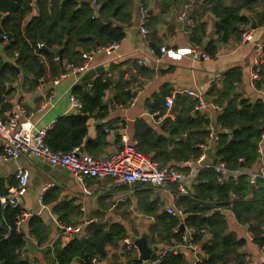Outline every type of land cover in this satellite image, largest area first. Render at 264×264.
Listing matches in <instances>:
<instances>
[{
    "label": "crops",
    "instance_id": "1",
    "mask_svg": "<svg viewBox=\"0 0 264 264\" xmlns=\"http://www.w3.org/2000/svg\"><path fill=\"white\" fill-rule=\"evenodd\" d=\"M57 1L62 4L64 0ZM221 1L224 6H231L237 1L247 4L241 11L247 21L241 23L238 30L240 35H233L227 41L220 40L215 33L216 23L220 18L212 12V3L208 1L206 3V0H120L123 3L120 10L103 9L102 17L99 18L102 23H110L123 30L122 38L115 41L119 42V46L109 54L103 47L111 43L100 45L101 40L97 38L96 46L86 49L82 46L77 47V50L80 49V55L76 60L77 66L84 62L85 51H93L90 66L92 69L103 67L104 71L82 80V75L88 71L79 73L69 69L68 59L60 58L57 54V51L64 47L66 39L63 38L61 44L53 42L49 55L41 53L46 72L36 86H26L24 73L21 71L13 82L7 83L11 93L8 96L10 106L6 116L17 106L34 110L46 95L54 94L53 106L37 112L33 117V122L39 128L51 129L59 117L82 112L83 108L72 109L70 97L75 85L83 82L86 86H91L95 78H108L112 85L104 95L103 102L106 108L103 115L101 116L98 110L89 115L88 133L77 146H80L84 153L107 157L119 151L124 142H128L152 155L154 159L157 157V161L163 166L183 171L187 175L183 181L187 189L185 194L179 191V183L176 181H171L166 188H155L143 183L118 185L111 177L104 179L88 177L89 193H86L81 183L77 182L66 168L45 162L40 164L38 160L25 157L3 161L0 163V179H3L7 187L16 184L15 173L19 167L27 173V190L21 202L22 210L25 211L21 223L25 243L20 255L29 264H55L52 250L56 246L63 248L71 240L87 236L90 232L82 233V230L73 239H69L65 227L91 220L108 221L105 229L112 224L123 225L128 234L126 237L134 236L139 239L144 236L147 245L152 248L149 259L141 258L138 247L132 249L134 252L129 259L124 258L123 239H120L107 245L108 254L105 258L98 260V257L93 256L97 260L94 263L91 258L93 264H111L114 261L133 264L131 261L134 258L142 260L138 264H156L151 259L152 255L159 257L181 243V235L184 232V229H181V221L174 216L178 220L171 232L181 233L178 236L170 234V230L165 229L161 219L165 213L171 215L165 207L177 205L184 209V196H196L199 191L203 195H209L210 189L207 186L209 176H202V170L213 168L219 175L214 168L216 165L224 163L231 168L217 154L222 134H227L228 139L233 138L234 129L240 127L237 125L235 128H229L219 121L226 108V102L219 97L226 90L224 84L227 73L233 70L231 73L235 76L229 94L231 99L235 98L236 107L241 108L243 101L252 107L258 103L264 105V83L259 87L256 82L261 78V71L254 68V62L259 55L256 44L264 42V0H257L256 4L250 3L249 0ZM36 2L37 0H33L32 10L23 21L24 25L40 11ZM83 2L86 1L78 0V7ZM142 2L147 8L146 25L149 34L146 38L139 29ZM187 3L190 6L184 9L183 6ZM100 7V5L98 9L93 7L94 13L97 11L98 14L101 11ZM46 8L51 11V2H47ZM184 10L186 16L181 18L180 12ZM0 14L3 17L5 12ZM199 25L200 27L204 25L205 31L198 36L199 38L197 37V42L193 40V30ZM3 32L2 35H9L8 31ZM248 32H252V40L241 42L242 37ZM164 45L175 51L181 48H196L199 53L207 52L209 58H194L191 53L183 54L180 58L162 55L160 48ZM46 46L45 41L37 42L38 49ZM208 50L214 51L213 54ZM34 51L38 52L36 49ZM3 56L13 59L12 66H15L17 71L20 69L14 56L6 57L5 54ZM140 59L144 62L140 63ZM66 72L68 75L63 77ZM118 80L125 84L124 92L122 88H117ZM187 89L205 93L208 99L217 102L220 107L217 109L206 107L202 111H196V100L186 92ZM169 97H173L174 100L171 108L166 105ZM132 99L134 102H131ZM202 119L203 121L199 123ZM206 121L208 122L205 123ZM261 122L264 124V118ZM211 132L218 134L217 141L210 139ZM187 139L195 147L180 148L182 142ZM2 147L0 139V151ZM203 152L207 153L204 159L206 166L200 167L197 160ZM239 161L240 164L232 168L238 172L228 173L222 181L219 179L217 181L221 183L233 177L237 180L239 176L244 175L241 171H256L260 168L258 158L250 166H246L241 157ZM246 179L251 189L246 192L245 199L264 198V178H258L255 182ZM212 199H209L212 200V206L206 209L204 214L209 216L216 211L221 213L226 221L223 236L231 234L236 240H244L242 245L236 247V252L229 255L228 264H264V250L260 249L254 240L252 223H243L237 219L232 208L233 203H220L217 197ZM237 199V194L231 190L229 201ZM209 200L206 199L205 202L210 203ZM33 217L39 220V223H35L37 226L32 222ZM1 222L2 220L0 225ZM262 228L264 230V225ZM202 234L206 240L212 239L209 229ZM194 242L197 245L194 249L181 246L177 250L184 257V264H200L209 256L202 246V241L198 239Z\"/></svg>",
    "mask_w": 264,
    "mask_h": 264
},
{
    "label": "trees",
    "instance_id": "2",
    "mask_svg": "<svg viewBox=\"0 0 264 264\" xmlns=\"http://www.w3.org/2000/svg\"><path fill=\"white\" fill-rule=\"evenodd\" d=\"M48 1L51 2V11L46 8ZM207 1L212 3V12L220 18L215 29L219 39L227 41L233 35H240L239 27L241 23L247 21L241 11L247 4L237 1L231 6H224L221 0H206V3ZM32 2L33 0H0V13L5 12L3 17L0 14V48L3 49L0 50V117H6V111L10 106L8 96L11 91L8 90L7 83L13 82L17 78V74L20 73L15 66H12V63L6 61L3 54L6 57H13L15 50H18L19 56L16 61L19 70L24 73L25 84L34 87L46 72L41 53L49 55V49L52 48L53 42L61 44L63 38L66 39L64 47L57 51V54L60 58H67L70 63H77L76 60L80 55V49L77 50V47L82 46L86 49L96 46L97 38L101 40L100 45H105L119 41L124 35L120 27L112 26L110 23L104 24L99 19L102 17L103 9L117 8L120 10L123 6L120 0H99L100 14L99 12L95 14L94 9L86 2L81 3L82 5L78 7V0H64L62 4H59L57 0H37L36 3L40 11L24 25L23 21L32 10ZM249 2L258 3L257 0H249ZM200 25L193 30V40L197 42V37L205 31L204 25L201 27ZM4 30L8 31V41H4L2 38ZM38 41H45L47 48L38 49ZM34 49L38 52H35ZM208 51L210 54L214 52ZM232 71L227 73L224 84L226 90L219 97L226 102L225 111L219 117V121L229 128H235L237 125L240 127L234 129L233 138L228 139L227 134H222L217 146V154L227 162L231 167H228L230 170L240 164V157L244 159L246 166H250L257 158L259 159L258 143L264 132V124L261 122L264 118L263 103L252 107L243 101L242 107L238 108L235 105V98L231 99L229 93L232 91L235 80ZM260 71L261 78L256 81L259 87L264 83V67ZM111 85V80L102 77L95 78L91 86H86V83L83 82L75 85L72 92L82 100V112L59 117L52 128L48 130L46 142L56 150L66 151L80 145L88 133L89 115L95 110H98L101 116L103 115L106 108L103 102L104 95ZM116 86L122 88L124 92L125 84L120 80L117 81ZM202 121L203 119L199 123ZM183 146H194V144H190L187 139L184 143L182 142L180 148L183 149ZM139 150L141 151L140 148ZM243 174L237 180L233 177L234 179L229 178L220 183L217 181L216 171L213 168H206L202 170L201 175L209 176L207 186L210 189V194L206 196L199 191L196 196L183 197L185 200L183 207L188 213L185 224L195 225L197 228L205 227L212 234L210 240H206L203 237L204 234L199 230L194 234L193 239L202 241V246L209 255L200 264H228L229 255L235 253L236 247L244 243L243 239L236 240L231 234L223 236L226 221L221 213L216 211L209 216L204 214L205 210L212 206V197H217L220 203H233L232 208L237 219L243 223H252L254 240L258 245H264V230L262 228L264 225V198L262 197L261 200L245 199V194L251 189V186L246 179L248 173ZM231 190L238 196V199L232 202L229 201ZM8 191L9 187L5 185L3 179H0V195H5ZM206 199L212 200H209L210 203H206ZM20 211L19 208L0 206V217L3 214L0 218L2 220L0 225V260L2 264H29L20 255V250L25 243L24 234L16 229V216ZM161 219L165 229L170 230V234L178 236L181 233L171 232L172 227L177 224V218L165 213ZM32 222L39 223V220L33 217ZM35 225L37 226V224ZM9 227L12 229L9 237L3 238ZM127 235L125 227L120 224H112L107 229L92 230L87 236L71 240L63 248L56 246L52 250V258L55 264H68L73 258H78L80 264H93L91 261L93 256L98 257V260L105 258L108 254L107 245L118 242ZM132 252L134 251H125L124 258L129 259ZM156 258V255L151 256L152 260ZM141 261L134 258L131 263L138 264ZM111 264H123V262L114 261ZM159 264H184V257L178 252L170 251L162 256Z\"/></svg>",
    "mask_w": 264,
    "mask_h": 264
},
{
    "label": "built area",
    "instance_id": "3",
    "mask_svg": "<svg viewBox=\"0 0 264 264\" xmlns=\"http://www.w3.org/2000/svg\"><path fill=\"white\" fill-rule=\"evenodd\" d=\"M90 6L95 9L99 7V0H85ZM190 5L184 4L183 8L186 9ZM141 21H140V32L143 37H147L149 29L147 23V8L142 2L140 5ZM97 12V11H96ZM95 12V14H96ZM94 16V15H93ZM186 16V11L180 12V17ZM4 41H8L6 34L2 35ZM253 38L252 32L246 33L241 42L251 41ZM257 48L259 55L254 62V68L260 71L264 67V42H258ZM119 46V42H113L103 48L107 53L111 54ZM162 55L167 54L170 57L180 58L183 54H193L194 58H209L207 52L199 53L196 48H181L177 51L172 50L167 45L160 48ZM19 56V52H15L14 58ZM84 62L77 66L74 63H68L67 67L77 72H86L92 67L90 63L93 59V51H85L83 53ZM140 63L144 60L140 59ZM67 72L63 74L66 77ZM254 82V77L252 78ZM186 92L196 100L195 110L202 111L206 107L217 109L220 105L207 98V95L198 90L187 89ZM72 109L81 110L83 108L82 100L75 94L71 95ZM135 99V98H134ZM132 99L131 102H134ZM173 97H169L166 100V105L171 108L173 106ZM54 94L50 93L46 95L42 103L34 110H29L24 106H17L10 110L6 117H0V139L2 140V150L0 151V163L8 160H18L19 158L25 157L28 159H41L51 164L52 166H59L68 169L74 176L75 180L83 186L86 193H89L87 188V178L96 177L104 179L111 177L114 182L118 185L126 183H143L149 184L155 188H166L171 181L179 183V191L181 193H187V189L183 181L187 178V175L180 170L172 169L168 166H163L150 154L143 153L134 144L124 142L121 149L117 152L109 154L107 157H96L94 155L84 153L80 146H75L69 151L56 150L46 142V137L49 128H39L33 117L37 112H42L51 106H53ZM210 139L217 141L219 139L218 134L211 132ZM258 153L260 160V168L256 171H241V173H248L250 181L255 182L258 178H264V132L261 135V140L258 143ZM207 153L203 152L200 158L197 160L200 167H205L204 159ZM219 175L218 179L222 181L226 174L231 172H238V170H230L224 163L216 165L214 167ZM16 184L9 187V191L5 195H0V206L12 208H19L21 211L16 216V229L18 232H22L21 223L25 217V211L22 210L21 202L24 198V194L27 190V173L19 167L15 173ZM165 210L179 218L181 224L184 226V232L182 234V241L176 246L171 247L166 252H177L178 248L185 246L188 248H196L194 242V234L197 230L202 233H206L207 229L197 228L195 225H186L185 219L187 218V212L177 205L166 206ZM78 224L75 226L65 227V233L69 239H73L76 234L80 233L85 223ZM11 227L8 228L3 238H7L10 235ZM123 246L126 248L123 251H130L137 246L132 242L130 236L123 238ZM260 249L264 250V245H258ZM165 252V253H166ZM163 253V254H165ZM161 254L156 259L152 260L154 263L159 264L163 256ZM94 263L97 262L95 258L92 260ZM78 258H73L68 264H79ZM0 264L2 261L0 260Z\"/></svg>",
    "mask_w": 264,
    "mask_h": 264
},
{
    "label": "water",
    "instance_id": "4",
    "mask_svg": "<svg viewBox=\"0 0 264 264\" xmlns=\"http://www.w3.org/2000/svg\"><path fill=\"white\" fill-rule=\"evenodd\" d=\"M6 61L10 62L13 64L14 60L13 59H8V58H5ZM18 71L20 72V70L18 69ZM102 71H104V68L103 67H98V68H95V69H90L88 70V72L84 73L82 75V80H85V79H89L93 76H95L97 73H101ZM34 160H38V162L40 164H44V160H41V159H37L35 158ZM45 164H49L47 162H45ZM108 221H104V222H99V221H95V220H92L90 222H88L82 233H85V232H89V231H92V230H102V229H105L108 225ZM181 229H184V226L182 225L181 226ZM132 242L135 243V245L138 247V249L140 250L141 252V258L142 259H149L150 258V255H151V252H152V248L150 246L147 245V240H146V237H142V238H135L134 236L131 238ZM123 248H126V246L124 245Z\"/></svg>",
    "mask_w": 264,
    "mask_h": 264
},
{
    "label": "rangeland",
    "instance_id": "5",
    "mask_svg": "<svg viewBox=\"0 0 264 264\" xmlns=\"http://www.w3.org/2000/svg\"><path fill=\"white\" fill-rule=\"evenodd\" d=\"M71 63H73V62H71ZM74 64H76V63H74Z\"/></svg>",
    "mask_w": 264,
    "mask_h": 264
},
{
    "label": "clouds",
    "instance_id": "6",
    "mask_svg": "<svg viewBox=\"0 0 264 264\" xmlns=\"http://www.w3.org/2000/svg\"><path fill=\"white\" fill-rule=\"evenodd\" d=\"M92 221V220H91ZM135 244V243H134Z\"/></svg>",
    "mask_w": 264,
    "mask_h": 264
}]
</instances>
